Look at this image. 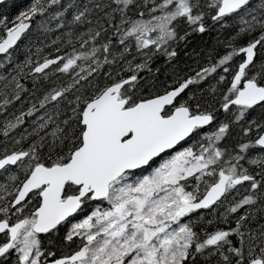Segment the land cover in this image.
Instances as JSON below:
<instances>
[{"label": "snow or ice", "instance_id": "1", "mask_svg": "<svg viewBox=\"0 0 264 264\" xmlns=\"http://www.w3.org/2000/svg\"><path fill=\"white\" fill-rule=\"evenodd\" d=\"M0 264H264V0H0Z\"/></svg>", "mask_w": 264, "mask_h": 264}]
</instances>
